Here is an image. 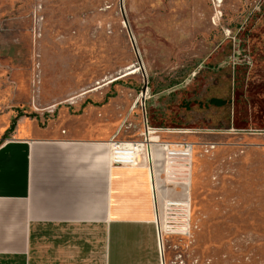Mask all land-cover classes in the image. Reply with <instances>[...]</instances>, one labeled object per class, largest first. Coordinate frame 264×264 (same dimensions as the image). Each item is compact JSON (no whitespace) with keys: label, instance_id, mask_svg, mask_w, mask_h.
Listing matches in <instances>:
<instances>
[{"label":"rangeland","instance_id":"374dc122","mask_svg":"<svg viewBox=\"0 0 264 264\" xmlns=\"http://www.w3.org/2000/svg\"><path fill=\"white\" fill-rule=\"evenodd\" d=\"M10 1L40 126L84 118L144 140V106L185 145L163 173L185 192L159 229L163 264H264V0H122L125 22L119 0Z\"/></svg>","mask_w":264,"mask_h":264},{"label":"crops","instance_id":"0c3cea01","mask_svg":"<svg viewBox=\"0 0 264 264\" xmlns=\"http://www.w3.org/2000/svg\"><path fill=\"white\" fill-rule=\"evenodd\" d=\"M10 3L0 0V264H163L159 229L185 198L163 173L184 145L156 131L120 141L84 118L40 126L23 111L33 38L4 30Z\"/></svg>","mask_w":264,"mask_h":264},{"label":"built area","instance_id":"2783aa9c","mask_svg":"<svg viewBox=\"0 0 264 264\" xmlns=\"http://www.w3.org/2000/svg\"><path fill=\"white\" fill-rule=\"evenodd\" d=\"M142 109H143V119H144V123H145V131H146L147 134H150V133L154 132V130H152V129H150L148 127L144 106H143ZM184 147H185V145H184ZM209 149L212 150V149H214V147L210 146ZM179 155H180V152H178V151H174L173 150V151L169 152V157L170 158H176ZM114 156H115V161L124 160L125 154H123V152H122L121 148L119 147V145H115V147H114ZM160 244H161L160 236H158V248H159V251L162 253V249L160 247Z\"/></svg>","mask_w":264,"mask_h":264},{"label":"water","instance_id":"95a60500","mask_svg":"<svg viewBox=\"0 0 264 264\" xmlns=\"http://www.w3.org/2000/svg\"><path fill=\"white\" fill-rule=\"evenodd\" d=\"M119 6H120L121 13H122V0H119ZM122 17H123V21L125 22L123 13H122ZM130 42H131V46H132V48H133V50L135 52V56H136V60H137V66H138L137 69L140 70L142 75L144 76V71H143V68H142V64H141L140 58H139V56H138V54L136 52V47H135L134 41L132 39H130ZM144 78H145V76H144ZM146 89H147V85H146V82H145V79H144V84H143V87H142L143 92H145Z\"/></svg>","mask_w":264,"mask_h":264},{"label":"bare ground","instance_id":"6f19581e","mask_svg":"<svg viewBox=\"0 0 264 264\" xmlns=\"http://www.w3.org/2000/svg\"><path fill=\"white\" fill-rule=\"evenodd\" d=\"M136 72H137V70H135V71H133V72L131 71V72H128V73H126V75H130V74H132V73H136ZM189 152H190V147H189ZM127 153H128V152H127ZM184 155H186V156H187V155H189V154H187V153H186V154H184ZM128 158H129V157H128ZM188 202H189V201H188V200H186V202H185V205H187V204H188Z\"/></svg>","mask_w":264,"mask_h":264},{"label":"trees","instance_id":"16d2710c","mask_svg":"<svg viewBox=\"0 0 264 264\" xmlns=\"http://www.w3.org/2000/svg\"><path fill=\"white\" fill-rule=\"evenodd\" d=\"M211 104H215L216 106H221V104L216 100H210Z\"/></svg>","mask_w":264,"mask_h":264}]
</instances>
